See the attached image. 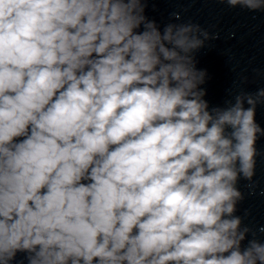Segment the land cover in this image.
Listing matches in <instances>:
<instances>
[{
  "label": "clouds",
  "instance_id": "9594fccd",
  "mask_svg": "<svg viewBox=\"0 0 264 264\" xmlns=\"http://www.w3.org/2000/svg\"><path fill=\"white\" fill-rule=\"evenodd\" d=\"M149 3L0 0V264H264L237 215L264 87L212 105L197 53L218 34Z\"/></svg>",
  "mask_w": 264,
  "mask_h": 264
}]
</instances>
